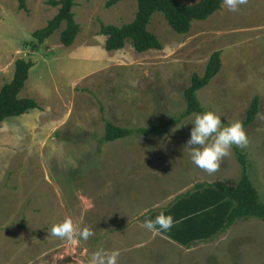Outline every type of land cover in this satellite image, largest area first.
<instances>
[{
	"label": "rangeland",
	"instance_id": "1",
	"mask_svg": "<svg viewBox=\"0 0 264 264\" xmlns=\"http://www.w3.org/2000/svg\"><path fill=\"white\" fill-rule=\"evenodd\" d=\"M48 1L28 0L25 11L18 0H0V91L18 59L32 60L20 97L40 105L0 128V225L7 226L0 229V264H89L100 249L119 250V264H264L260 219L239 220L191 248L141 226L149 211L168 207L197 183L236 186L240 180L234 148L211 175L192 163L185 148L196 113L151 136L104 140L106 121L152 127L185 110L193 74L203 75L221 50L222 70L198 96L225 124L245 120L260 96L258 117L245 128L249 144L240 149L264 201V0H248L235 13L223 4L187 34L174 31L158 11L149 29L163 49L143 53L131 40L108 51L101 34L102 23L132 22L137 0L111 7L109 0H77L81 31L71 46L61 41L66 22L43 44L34 39L58 13ZM66 218L95 235L75 243L51 236V227Z\"/></svg>",
	"mask_w": 264,
	"mask_h": 264
},
{
	"label": "trees",
	"instance_id": "2",
	"mask_svg": "<svg viewBox=\"0 0 264 264\" xmlns=\"http://www.w3.org/2000/svg\"><path fill=\"white\" fill-rule=\"evenodd\" d=\"M121 0H109L107 6L116 5ZM138 11L135 19L122 26L101 24V34L106 36L108 51L121 50L131 40L139 53L161 50L163 44L157 34L149 29L153 15L160 11L172 29L180 34H187L197 20H207L223 7V0H199L188 4L179 0H137ZM19 9L28 10V0H18ZM52 6H59L58 13L48 24L33 33L38 44H43L66 22L61 33V41L71 46L77 39L81 25L75 19L73 8L77 0H49ZM35 63L32 60L18 59L15 64L13 79L0 91V128L5 119L17 117L39 108V103L30 97H20ZM223 68L222 51H215L207 64L203 75L194 73L190 85L185 89L186 109L174 116L164 119L152 127H125L106 121L104 140L107 142L140 134L151 136L157 131L180 124L192 114L208 111L201 102L198 92L207 87ZM261 99L256 95L243 120L246 128L258 117ZM241 165V176L236 186L223 181L197 183L193 189L178 195L164 209L151 210L142 217L155 219L161 212L173 217V227L163 231L165 235L181 245L191 248L199 242H211L232 228L239 220L260 219L264 221V201L249 175L247 154L239 147L233 146Z\"/></svg>",
	"mask_w": 264,
	"mask_h": 264
},
{
	"label": "clouds",
	"instance_id": "3",
	"mask_svg": "<svg viewBox=\"0 0 264 264\" xmlns=\"http://www.w3.org/2000/svg\"><path fill=\"white\" fill-rule=\"evenodd\" d=\"M247 3L248 0H223L228 11L234 13L240 12L242 6ZM135 86L133 82V87ZM190 122L194 127L191 129L185 149L190 150L192 163L210 175L219 170L221 162L231 154L233 146L243 149L249 144L243 122L236 120L225 124L216 111L208 110L197 114ZM141 226L154 234L161 230L168 231L173 227V217L161 212L155 219H146ZM49 233L51 236L67 239L73 243L76 242V238L87 241L95 235L93 229L89 227L81 229L72 218L54 224ZM119 256V250L100 249L91 255L89 264H119Z\"/></svg>",
	"mask_w": 264,
	"mask_h": 264
},
{
	"label": "crops",
	"instance_id": "4",
	"mask_svg": "<svg viewBox=\"0 0 264 264\" xmlns=\"http://www.w3.org/2000/svg\"><path fill=\"white\" fill-rule=\"evenodd\" d=\"M5 229V228H7V226H4L3 224L2 225H0V229ZM32 240V239H31ZM28 261H31V260H28Z\"/></svg>",
	"mask_w": 264,
	"mask_h": 264
}]
</instances>
